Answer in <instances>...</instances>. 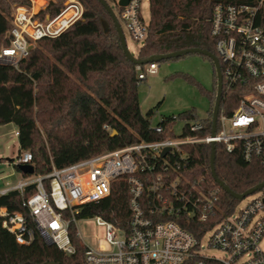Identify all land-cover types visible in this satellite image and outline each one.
I'll return each mask as SVG.
<instances>
[{
  "label": "built area",
  "instance_id": "built-area-1",
  "mask_svg": "<svg viewBox=\"0 0 264 264\" xmlns=\"http://www.w3.org/2000/svg\"><path fill=\"white\" fill-rule=\"evenodd\" d=\"M140 5L141 0H128L119 7V17L132 40L143 44L148 25L140 15ZM263 7L264 0L213 7L210 34L215 40L222 92L236 89L240 93L231 114L219 107L214 134L205 133V118L178 120L173 116L170 127L151 126L157 135L167 132L159 140H140L60 168L51 163L45 175L19 172L23 181L6 185L0 196L18 192L26 215L0 207L1 227L19 245L31 244L37 233L67 256L75 253L69 235L73 227L85 264H264L259 246L264 239V188L251 194L254 198L244 208L222 213L218 190L205 189L191 178L185 150L219 144L225 152H237L244 162H257L264 169V29L259 24ZM83 12L79 0H67L56 16L43 19L30 7H13L10 44L0 49V64L15 67L32 44L59 36L81 20ZM146 65L136 67L139 80L157 72L155 62ZM177 122L182 123L178 135L174 134ZM31 162V154L23 151L15 166ZM120 181L128 195L124 225L84 214L89 205L108 198ZM29 188L33 191L26 195ZM218 214L221 220L207 230L211 231L207 248L221 251L223 257L204 253L201 239L207 231L197 236L184 227L190 221L214 220ZM86 220L103 229L101 239L86 238L78 231L77 223Z\"/></svg>",
  "mask_w": 264,
  "mask_h": 264
},
{
  "label": "trees",
  "instance_id": "trees-1",
  "mask_svg": "<svg viewBox=\"0 0 264 264\" xmlns=\"http://www.w3.org/2000/svg\"><path fill=\"white\" fill-rule=\"evenodd\" d=\"M84 12L55 38H44L32 46L26 57L12 65L0 64V126L14 124L19 153L28 151L36 175H45L51 163L57 168L122 148L140 140L155 141L168 136L151 129L150 117H143L138 99L136 65L123 52L114 23L97 0H79ZM257 0H148L147 36L136 59L147 60L185 49H201L216 56L215 40L210 34L213 7L221 5H253ZM64 0L47 4L38 13L43 19L56 16ZM15 6L30 7V0H0V49L10 44L12 11ZM259 24L264 29L263 18ZM102 21L108 24L105 33ZM203 57V56H202ZM213 86L204 89L192 77L182 74L209 99L205 133L211 131L212 110L216 98L217 76L212 61ZM145 65H140L143 68ZM240 93L223 91L220 108L231 114ZM194 109L182 112L175 119L195 117ZM158 124L170 127L173 116L162 117ZM115 131L113 137L110 134ZM189 154L192 179L209 190H218V207L222 213L232 212L238 200L226 194L210 172V145L185 147ZM216 177L236 194L264 182V169L257 162L246 163L241 156L227 153L215 145ZM29 188L26 195L31 194ZM128 195L125 183L117 182L112 194L97 205H89L84 214L100 216L114 225H124L128 216ZM0 207L22 212L21 196L11 191L0 196ZM221 220V214L206 222L190 221L184 227L194 235L209 230ZM187 223V222H186ZM75 253L67 256L54 245L47 244L37 233L29 245H19L0 224V264H85L83 249L70 228Z\"/></svg>",
  "mask_w": 264,
  "mask_h": 264
},
{
  "label": "rangeland",
  "instance_id": "rangeland-1",
  "mask_svg": "<svg viewBox=\"0 0 264 264\" xmlns=\"http://www.w3.org/2000/svg\"><path fill=\"white\" fill-rule=\"evenodd\" d=\"M66 1L64 0L63 5ZM105 1L115 14L122 29L128 51L133 57H136L142 43L132 40L125 24L121 21L119 17L120 8L117 5L118 0ZM140 15L147 24L149 20L147 0H141ZM36 43L32 46H35ZM155 63L158 66L157 72L153 75L146 74L145 80H141L138 85L140 111L143 117H147L152 112L150 117L151 126H155L162 117L177 116L191 109L196 111L200 119L206 118L207 111L211 108L209 99L199 92L195 84L183 76L177 75L172 78L169 76L177 73L188 75L204 89L210 91L213 86V73L209 61L200 55L189 54L177 59ZM146 67L147 65L144 67L143 73ZM181 127L182 123L177 122L174 127V134L178 135ZM15 131L16 127L12 123L0 126V189L6 187V185L13 186L17 182L23 181V177L15 169V160L19 155V145L17 136L14 135ZM11 159L13 162H8ZM253 198V195H248L239 200L235 206V212L244 208ZM77 229L86 238L97 237L101 239L103 237V229L97 227L93 221L78 222ZM210 235L211 231H207L201 239L204 253L210 256L223 257L224 254L221 251L207 248ZM259 246L264 252V239L260 241Z\"/></svg>",
  "mask_w": 264,
  "mask_h": 264
},
{
  "label": "water",
  "instance_id": "water-1",
  "mask_svg": "<svg viewBox=\"0 0 264 264\" xmlns=\"http://www.w3.org/2000/svg\"><path fill=\"white\" fill-rule=\"evenodd\" d=\"M106 10V12L108 13V15L110 16L112 22L115 25L117 34L119 36V40H120V44L121 47L123 49V52L126 56V58L130 61H132L133 63H135L136 65H146L148 63H153V62H160V61H165V60H170V59H177L180 57H183L185 55H189V54H197L203 57H206L208 59H210L215 67V72H216V76H217V86H216V98H215V103L213 106V110H212V118H211V133L214 134L215 129H216V121H217V116H218V112H219V107H220V100H221V96H222V76H221V71H220V65L218 62L217 57L205 50H201V49H185V50H181V51H177L174 53H170L167 55H161V56H152L150 58H148L147 60L144 61H140L138 59H136V57H133L130 52L127 49L126 46V42H125V38L123 36L122 33V29L115 17V14L113 13V11L110 9V7L107 5L105 0H97ZM128 3V0H118L117 5L118 7H124L126 6ZM101 25L103 27L104 32L106 33L108 30V24L106 21H102ZM115 135V131H113L110 136L113 137ZM167 150H165L166 152ZM214 160H215V145L211 144L210 145V172H211V176L214 179V181L219 185V187L226 193L228 194L230 197H232L233 199L236 200H242L243 198H245L248 195L253 194L254 192L264 188V182L256 185L255 187L247 190L246 192H244L243 194H236L234 192H232L227 186H225L217 177L215 174V170H214ZM8 162H13V160H8ZM15 169L24 174V175H32L34 173V168L32 167V165H16ZM51 245V244H49ZM49 264H53V263H49Z\"/></svg>",
  "mask_w": 264,
  "mask_h": 264
},
{
  "label": "crops",
  "instance_id": "crops-1",
  "mask_svg": "<svg viewBox=\"0 0 264 264\" xmlns=\"http://www.w3.org/2000/svg\"><path fill=\"white\" fill-rule=\"evenodd\" d=\"M51 1H55V0H42L43 4L42 5H38L35 2V0H30V3H31L30 8H31L32 12H40V11L44 10L46 8L47 4L49 2H51Z\"/></svg>",
  "mask_w": 264,
  "mask_h": 264
},
{
  "label": "bare ground",
  "instance_id": "bare-ground-1",
  "mask_svg": "<svg viewBox=\"0 0 264 264\" xmlns=\"http://www.w3.org/2000/svg\"><path fill=\"white\" fill-rule=\"evenodd\" d=\"M38 5H42V0H35ZM36 10V9H35Z\"/></svg>",
  "mask_w": 264,
  "mask_h": 264
}]
</instances>
